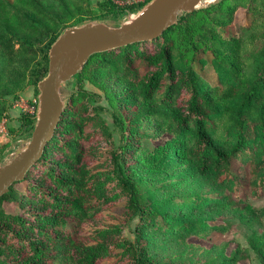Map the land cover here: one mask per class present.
Listing matches in <instances>:
<instances>
[{"label":"trees","instance_id":"16d2710c","mask_svg":"<svg viewBox=\"0 0 264 264\" xmlns=\"http://www.w3.org/2000/svg\"><path fill=\"white\" fill-rule=\"evenodd\" d=\"M54 1L0 0V112L5 96L44 77L49 47L69 26L70 9ZM134 1L103 0L102 11L71 26L152 0ZM238 8L249 22L227 35ZM87 65L124 82L116 94L123 111L113 116L118 142L87 91L70 97L38 162L0 198V264H167L150 253L168 244H155L159 234L202 239L225 227L217 214L264 217V0L197 8L161 36L115 45ZM34 122L26 112L18 128L31 134ZM139 163L179 172L145 188ZM241 250L217 257L236 262Z\"/></svg>","mask_w":264,"mask_h":264},{"label":"rangeland","instance_id":"374dc122","mask_svg":"<svg viewBox=\"0 0 264 264\" xmlns=\"http://www.w3.org/2000/svg\"><path fill=\"white\" fill-rule=\"evenodd\" d=\"M70 9L69 15L65 17L66 23L71 26L75 22L82 21V18L86 15H95L102 11L100 2L103 0H85L81 2H72L70 0H62ZM131 2L132 0H126ZM142 0H135L134 2H140ZM208 2L210 4L203 5L200 8L207 7L211 4L218 2ZM53 6L56 1L53 0ZM199 8V7H198ZM199 8V9H200ZM197 10V9H196ZM140 11V10H139ZM244 8H238L234 11L233 21L226 26L224 33L227 35L237 34L240 26L249 22V17L246 15ZM138 12V11H137ZM123 13L117 18L108 20L99 19H87L89 22H103L110 26H118L121 23L131 20L136 13ZM182 15V14H181ZM77 24L75 26L82 25ZM124 82L121 78H117V75L109 73L98 72L96 68L92 66L82 67V69L68 82L62 86V100L68 105L67 101L71 96L77 99L76 95H80V90L87 91V102L95 107L99 105L102 108L99 109V114L106 121L109 130L113 134L114 141L118 142L119 130L116 125V121L113 120L114 115L122 113L123 109L119 107V103L116 100V94L120 89H123ZM37 94H39L37 85L28 84L14 95H7L4 97L5 109L0 112V165L6 164L8 159L14 150L21 149L23 142L30 138L31 134L23 132L19 127L20 117L29 112L37 114ZM79 100L76 101L78 103ZM136 109V107H135ZM140 171V180L145 188H155L161 183H170L174 177L177 176L179 169L170 171H157L153 170L149 165H138ZM171 185V184H170ZM20 186V185H18ZM180 187L173 186V188H167L164 186V194H173L177 192ZM202 189H211L210 186L202 187ZM252 207L257 209L263 204L262 200H249ZM111 211H108L110 213ZM217 214L215 215L218 223L225 225L222 229H210L205 230L204 237L202 239L195 236H188L183 232H177L174 234H159L153 240L155 244L158 241H166L168 244L160 247L156 245L153 251L150 253L155 255L159 260L165 261L167 264H192L197 262L198 264H264V246L260 250L259 247L264 245V217L260 215V212L256 210L244 211L241 214L235 212L229 216ZM246 215V216H245ZM250 217L251 222L245 223V220ZM113 218V214H109L107 219ZM251 225V226H250ZM133 226V224H132ZM132 226L126 230L125 235L128 238H132ZM252 227V228H249ZM226 246L224 251L222 247ZM241 247L238 261L236 262H220V258L217 257L221 253L227 258L231 257L232 252ZM223 256V257H224ZM217 258V259H216Z\"/></svg>","mask_w":264,"mask_h":264},{"label":"water","instance_id":"95a60500","mask_svg":"<svg viewBox=\"0 0 264 264\" xmlns=\"http://www.w3.org/2000/svg\"><path fill=\"white\" fill-rule=\"evenodd\" d=\"M205 1L152 0L131 20L118 26L87 21L63 30L49 47L48 67L37 83L38 111L30 138L23 142L21 149L14 150L6 164L0 165V198L38 162L66 107L61 97L63 84L71 80L92 55L115 45L157 38L174 26L181 14L210 4H202Z\"/></svg>","mask_w":264,"mask_h":264},{"label":"bare ground","instance_id":"6f19581e","mask_svg":"<svg viewBox=\"0 0 264 264\" xmlns=\"http://www.w3.org/2000/svg\"><path fill=\"white\" fill-rule=\"evenodd\" d=\"M216 1V0H215ZM208 2H214V0H206L205 2H202V4H206V3H208ZM201 4V5H202Z\"/></svg>","mask_w":264,"mask_h":264},{"label":"built area","instance_id":"2783aa9c","mask_svg":"<svg viewBox=\"0 0 264 264\" xmlns=\"http://www.w3.org/2000/svg\"><path fill=\"white\" fill-rule=\"evenodd\" d=\"M32 113V112H31Z\"/></svg>","mask_w":264,"mask_h":264}]
</instances>
